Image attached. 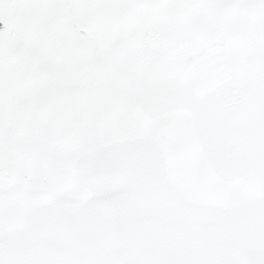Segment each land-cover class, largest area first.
<instances>
[{"label":"snow or ice","instance_id":"snow-or-ice-1","mask_svg":"<svg viewBox=\"0 0 264 264\" xmlns=\"http://www.w3.org/2000/svg\"><path fill=\"white\" fill-rule=\"evenodd\" d=\"M0 264H264V0H0Z\"/></svg>","mask_w":264,"mask_h":264}]
</instances>
